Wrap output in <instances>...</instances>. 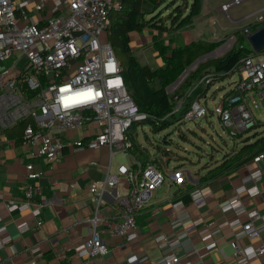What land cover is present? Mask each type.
<instances>
[{
  "label": "built area",
  "instance_id": "2783aa9c",
  "mask_svg": "<svg viewBox=\"0 0 264 264\" xmlns=\"http://www.w3.org/2000/svg\"><path fill=\"white\" fill-rule=\"evenodd\" d=\"M33 1L0 0V61L11 59V64L0 71V125L6 128L24 122L21 142L30 147V154L43 156L52 162L58 160L65 147L81 150L107 146L110 154L129 150L131 140L126 135L127 130L134 122L147 121L151 116L140 111L127 92L119 61L106 38L110 15L120 8L122 0H55L51 14L43 23L31 21L27 15L26 7ZM45 1L37 0L34 6L41 9ZM246 1L227 0L219 6L231 22L241 20L245 23L240 28L244 36L264 25V4L237 20L231 17L230 10ZM21 58L25 59L22 73L29 68L36 70L24 77L28 89L34 92L31 98L22 91L18 75H13L11 69L18 67ZM234 72L238 78L211 109L196 98L191 101L185 116L188 120H195L214 114L226 132L236 139L248 130L264 126V54L243 58L241 66ZM41 74L47 79L45 82L40 78ZM89 90L91 99L84 100L76 95ZM69 98L80 99L81 102L72 103ZM66 100L69 101L68 106H65ZM182 105L183 99L180 98L173 113L179 112ZM91 123H95L97 129H93L88 138L69 136L70 131ZM262 164L264 150L248 164V173L235 188L236 197L220 206L224 212L246 213L247 221L240 225L236 237L257 238L260 234L261 228L253 224L260 217L258 211L246 208L239 196L249 192L250 182L262 178ZM25 169L29 178L37 179L41 175L31 162L25 165ZM185 172L180 167L170 172L168 178L171 182L180 183ZM166 179L165 173L148 161L145 165L140 162L120 163L114 172L108 168L103 178L93 180L88 186L94 203L93 215L88 220V235L75 246L76 255L82 259L81 264H90L107 253V245L102 241L103 233L127 242L136 240L139 233L135 214L143 207L149 193ZM119 183L127 185L125 194L114 193L123 209L122 218L100 215L102 198ZM39 191V185L33 183L27 186L24 196L29 202ZM191 194L196 204L204 203L206 196L198 190ZM7 206L12 209L14 203L8 201ZM32 213L37 215L39 210L34 208ZM41 224L42 220L38 218L35 227ZM230 224H240L239 218ZM194 228L195 225L190 224L185 230L189 232ZM155 239L164 254L148 264H179V257L170 251L178 238L161 234ZM231 245L241 261L264 254V245H241L236 240H232ZM214 246L210 243L205 248ZM195 253L198 250L194 247L187 251L188 255ZM140 262L141 259L134 256L126 264Z\"/></svg>",
  "mask_w": 264,
  "mask_h": 264
},
{
  "label": "crops",
  "instance_id": "0c3cea01",
  "mask_svg": "<svg viewBox=\"0 0 264 264\" xmlns=\"http://www.w3.org/2000/svg\"><path fill=\"white\" fill-rule=\"evenodd\" d=\"M54 1L46 0L41 9L34 6L37 0L29 3L26 12L30 20L43 23L51 14ZM219 6L214 8L210 0H203L201 12L193 22L197 18L201 20L200 23L205 22L202 17L209 8L211 11L222 13L218 9ZM17 14L20 15V12L17 11ZM213 20L215 17L208 18L212 28L206 27V30L219 32L220 28L215 26ZM238 23L242 24L238 25ZM228 24L242 27L245 23L237 20ZM221 29L226 28L222 26ZM151 31L145 28L140 32L149 35L148 42L154 34ZM181 31L183 30L178 29L169 34L168 39L173 41L172 45L177 46L173 40L175 35L185 40L183 44L197 40L195 38L187 40L189 36L179 34ZM139 42L134 31L130 32L132 50L133 47L140 46L137 44ZM260 52L255 51L256 55ZM155 54L156 52L153 53L152 62L147 58L138 60L151 68H156L162 65L163 61L158 54L157 56ZM22 59L18 61L20 63L18 67L11 68L13 75L16 77L18 75L21 88V67L24 64ZM10 60L0 61V71L11 64ZM234 73L233 71L230 76ZM40 78L45 79L42 74ZM22 91L28 97H33L28 87L22 88ZM202 98L206 103V93ZM24 125V122L6 128L0 125V264H32L31 261H34V264H81L82 259L76 255L75 246L88 235V220L93 215L94 207L88 186L93 180L103 178L108 168L114 172L118 164L123 163L119 162L113 166L114 156L118 153L128 157L126 164L140 160L151 161L165 173L167 179L149 193L143 207L135 214L138 238L127 242L103 233L102 241L107 245V253L92 260L90 264H126L127 260L134 256L141 259L140 264L153 263L164 254L155 239L161 234L178 238V242L170 251L179 257V264H264V254L248 261L239 260L240 257L234 254L231 245L232 240H236L241 245L251 244L254 247L264 245V174L261 179L248 184L249 192L239 196L246 208H255L260 215L253 221L254 225L261 228L257 238L242 235L236 237L240 225L247 221L245 212L236 214L231 210L224 212L220 209L224 202L236 197L235 188L248 173V164L256 155L251 156V150L243 147L242 150L234 148L233 153L225 152L223 157L207 170L190 173L186 168L183 181L175 183L170 181L168 175L182 165L176 161L169 167V162L179 160V157H165L164 151H160V148L156 147L158 152L154 156L143 158L145 153L143 146H140L143 149L141 148L142 152L139 156L133 154L130 149L110 154L107 146L81 150L65 147L58 160L52 162L43 156L30 154V147L21 142ZM95 128L97 129L96 124L91 123L70 131L69 136L86 139L92 135ZM262 137L264 131L255 134L252 141L249 140L245 145ZM28 162L41 172L37 179L27 176L25 165ZM33 183L39 185L40 191L28 202L24 191ZM193 190H198L201 195L206 196L203 204L198 205L194 202L191 194ZM116 191L125 194L127 185L119 183L105 194L99 207L100 215L122 218L123 209L114 197ZM8 201L14 203L12 209L8 208ZM34 208L39 210V214L32 213ZM236 217L239 218L240 224L233 226L230 222ZM38 218H41L42 224L37 228L35 222ZM190 224H194L195 228L186 232L185 228ZM210 243H214L215 246L206 249L205 246ZM193 247L198 253L188 255L187 251Z\"/></svg>",
  "mask_w": 264,
  "mask_h": 264
},
{
  "label": "trees",
  "instance_id": "16d2710c",
  "mask_svg": "<svg viewBox=\"0 0 264 264\" xmlns=\"http://www.w3.org/2000/svg\"><path fill=\"white\" fill-rule=\"evenodd\" d=\"M202 4L203 0H122L120 8L110 15L107 40L119 61L127 92L138 109L151 116L146 122L152 125L154 132L169 126L176 118L178 112L173 113V110L178 99H183L184 108L179 112L184 113L191 101L201 98L210 85L230 76L234 69L239 68L243 58L256 55L255 51L244 45V35L239 30L235 31L237 45H233L221 56L206 57L199 61L178 88L172 93L168 92L166 87L188 66L215 50L223 41L197 39L176 46L172 45L171 39L166 41L158 34L187 27L200 14ZM167 9H170L169 13L164 14ZM145 28L158 32L152 47L163 63L156 68L141 63L130 47V32H141ZM259 54H264V49ZM35 71L29 68L22 73L20 83L23 89H27L24 77ZM42 80L45 82L47 79ZM201 83H205V90L200 89ZM244 147L251 150V156H254L264 150V137ZM141 148L131 141L130 150L133 154L139 156ZM140 162L146 164V161Z\"/></svg>",
  "mask_w": 264,
  "mask_h": 264
},
{
  "label": "rangeland",
  "instance_id": "374dc122",
  "mask_svg": "<svg viewBox=\"0 0 264 264\" xmlns=\"http://www.w3.org/2000/svg\"><path fill=\"white\" fill-rule=\"evenodd\" d=\"M225 1L227 0H210V2L214 5V8H216L218 5H221ZM263 4L264 0H248L241 5L233 7L230 10V15L233 19H236ZM169 10L170 9H167L164 14L169 13ZM212 11L209 8V11H207V13L202 17L204 20H206L205 22L200 23L201 20L197 18V20H194V22L192 21L189 27L180 29L183 31H181L179 34H185L186 36L188 35L189 38L187 40L190 38H206L215 41L223 40L221 45L213 50L212 53L210 52L211 54H205L204 56L198 58L194 64L188 66L174 82L166 87L168 92L172 93V91L176 90L188 72L194 68V66L199 61L206 57L221 56L233 45H237V34H235V31H238V29L242 27L230 26L228 24L230 20H228L222 13ZM213 13L215 16L212 15ZM209 17H215V20L213 21L216 24L215 26L220 28H217L219 29V32H211V29L206 30V27L212 28L208 22ZM226 20L229 22H226ZM241 24L242 23H238V25ZM222 26L226 29H221ZM151 32H154V34L152 35L151 40L148 42L149 35L134 31L135 37L140 42L142 41V43H137L140 45L137 48L133 47V53L138 59L146 60L145 58H147L150 62L153 61V53L156 52V56L158 54V52L152 47V41L154 40L155 34L158 32L155 30H152ZM158 34H160L163 39L167 41L170 33L164 32L162 34ZM244 37V45L251 48L248 39L246 36ZM173 40L177 45L185 43V40H183L181 36L177 37L175 35ZM21 61H24V59ZM237 78L238 74L234 73L232 76L221 79L206 89V104L209 109H211V107L218 102L220 95L229 92L233 84V80ZM200 86V89L205 90V83H201ZM200 99L201 102L204 103V99L202 97ZM183 108L184 106L181 107V110H183ZM185 112L176 113V118L169 126L156 132L153 131L152 125L149 122H134L127 130L126 135L132 142L135 143L138 148H140V146L145 148L143 158L154 156L155 153L157 154L158 151L156 150V147L159 146V150L164 151L165 157H179V160H170L169 167L173 166L176 161H179V163L182 165V168H187L190 173H194L195 171L207 170L214 166L215 163L223 157V153L225 152L233 153L234 148L236 150H242L244 145L249 143V140L252 141L255 134H259L264 131V126L253 128L243 133L239 138L234 139L226 132L216 115L209 113L205 117L197 118L195 120H188L185 116ZM119 162L128 163V157H126L123 153L116 154L114 156L113 166Z\"/></svg>",
  "mask_w": 264,
  "mask_h": 264
},
{
  "label": "water",
  "instance_id": "95a60500",
  "mask_svg": "<svg viewBox=\"0 0 264 264\" xmlns=\"http://www.w3.org/2000/svg\"><path fill=\"white\" fill-rule=\"evenodd\" d=\"M246 38L248 39V42L252 50L257 51V52H260L261 50H263L264 49V25L254 29L250 34L246 36Z\"/></svg>",
  "mask_w": 264,
  "mask_h": 264
},
{
  "label": "snow or ice",
  "instance_id": "6c2138e0",
  "mask_svg": "<svg viewBox=\"0 0 264 264\" xmlns=\"http://www.w3.org/2000/svg\"><path fill=\"white\" fill-rule=\"evenodd\" d=\"M68 89H64V91H67ZM77 97H82L84 100H88L92 98V94H91V90H89L88 92H84V93H77L76 94ZM69 100H71L72 103H80L81 100L80 99H75V98H69ZM69 101L66 100L65 101V106H68Z\"/></svg>",
  "mask_w": 264,
  "mask_h": 264
}]
</instances>
